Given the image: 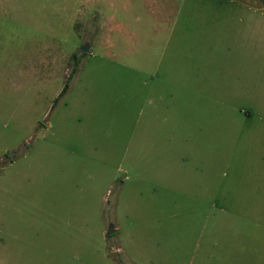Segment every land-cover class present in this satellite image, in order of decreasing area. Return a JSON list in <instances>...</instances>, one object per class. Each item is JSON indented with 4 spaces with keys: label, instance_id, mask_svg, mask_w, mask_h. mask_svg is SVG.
I'll return each instance as SVG.
<instances>
[{
    "label": "rangeland",
    "instance_id": "374dc122",
    "mask_svg": "<svg viewBox=\"0 0 264 264\" xmlns=\"http://www.w3.org/2000/svg\"><path fill=\"white\" fill-rule=\"evenodd\" d=\"M0 264H264V0H0Z\"/></svg>",
    "mask_w": 264,
    "mask_h": 264
},
{
    "label": "trees",
    "instance_id": "16d2710c",
    "mask_svg": "<svg viewBox=\"0 0 264 264\" xmlns=\"http://www.w3.org/2000/svg\"><path fill=\"white\" fill-rule=\"evenodd\" d=\"M72 58L75 60V62H74V65H73V67H72V69H71L70 77L75 73V71H76V66H77V62H76L77 59H76L74 56H73ZM66 89H67V84L63 87V89H62V91L60 92L58 98H60V97L65 93Z\"/></svg>",
    "mask_w": 264,
    "mask_h": 264
},
{
    "label": "water",
    "instance_id": "95a60500",
    "mask_svg": "<svg viewBox=\"0 0 264 264\" xmlns=\"http://www.w3.org/2000/svg\"><path fill=\"white\" fill-rule=\"evenodd\" d=\"M81 50L82 51H87V47L83 46V47H81ZM12 156H13L12 154L9 155V157H12ZM111 233H113V228L109 227V230L106 232V236H109Z\"/></svg>",
    "mask_w": 264,
    "mask_h": 264
}]
</instances>
